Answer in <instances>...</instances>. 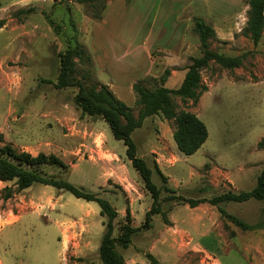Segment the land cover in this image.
Here are the masks:
<instances>
[{
    "label": "rangeland",
    "instance_id": "obj_1",
    "mask_svg": "<svg viewBox=\"0 0 264 264\" xmlns=\"http://www.w3.org/2000/svg\"><path fill=\"white\" fill-rule=\"evenodd\" d=\"M240 5L241 0H109L97 19L88 4L0 0V20H6L0 29V146L3 136L13 137L19 151L22 143L49 140L45 153L70 166L52 172L118 210L115 236L129 212L133 226H142L152 196L130 164L124 141L101 117L82 114L74 102L76 87H56L59 55L69 46L85 45L93 63H79L80 72L90 69L89 83L108 85L138 115L133 84L159 78L168 68L165 85L178 88L189 57L201 54L195 48V18L212 21L211 12L230 16ZM247 18L237 19L238 29ZM152 21L155 36L147 38ZM236 38L235 43L215 39L211 47L232 56L247 53L241 67L212 63L202 71L208 90L197 102L175 98L179 110L196 113L208 128V139L196 153L179 151L174 121L161 115L133 132L138 154L162 190L163 214L153 216L150 229L137 231L127 249L118 246L126 264H150L148 253L168 264H208L217 257L223 264H264V228L244 231L218 206L191 208L164 190L169 186L176 196L210 199L252 189L264 169V148L258 147L264 142V34L257 45L242 35ZM109 152L122 161L106 164L113 160ZM123 162L128 169L120 166ZM12 184L0 182V264H104L99 248L107 218L97 202L39 183L5 199L4 187ZM220 206L250 224L264 222V201Z\"/></svg>",
    "mask_w": 264,
    "mask_h": 264
},
{
    "label": "trees",
    "instance_id": "obj_2",
    "mask_svg": "<svg viewBox=\"0 0 264 264\" xmlns=\"http://www.w3.org/2000/svg\"><path fill=\"white\" fill-rule=\"evenodd\" d=\"M67 1L88 4L92 7L93 16L101 19L109 0ZM246 2L249 5L248 19L242 35L250 38L257 45L264 34V0H246ZM194 21L193 31L198 36L201 54L189 58L191 62L187 66L185 77L178 88H169L165 85L171 74V70L168 68L159 78L148 77L134 83L132 89L136 95V105L139 107L138 115H135L133 108L118 98L108 85L89 83L88 80L92 74L90 69H85L83 73L80 72L79 63L88 62L90 66L93 63V58L85 45L69 46L59 55L60 67L56 87L59 89L76 87L74 102L82 114L101 117L109 124L114 137L124 141L127 158L141 176L144 188L152 196L153 203L146 213L142 226H133L129 212L125 221L119 224V234L115 236V221L119 217V212L112 203L98 194L86 191L71 183L66 178L57 176L51 170L58 168L67 171L70 167L69 164L55 153L40 152L34 155L28 151H19L12 143H4L1 136L3 145L0 146V181L13 182L11 186L4 187V198L9 199L15 192L23 191L39 183L68 191L75 197L86 201L97 202L101 207V215L107 218L106 230L99 248L100 258L104 264H126L123 255L118 251V246L127 249L137 231L150 229L153 216L163 214L160 206L162 190L153 181V169L143 157L139 156L137 145L132 137L133 132L142 127L147 118L161 115L165 119L174 121L173 137L179 151L185 155L196 153L208 139V128L196 113L184 109L179 110L175 98L197 102L201 95L208 90V86L203 83L202 71L204 69L209 68L212 63L225 69L239 68L247 57V53L232 56L212 49L211 43L217 39L214 27L201 17H196ZM5 24L6 20L1 19L0 29ZM150 82L153 85H150ZM258 147L263 149L264 142L260 141ZM155 169L161 179L167 182L168 178L158 164L155 165ZM164 190L173 193L171 198H178L191 208L202 203L218 206L224 217L244 231L264 228V222L257 225L250 224L220 206L222 203H242L251 199L264 201V169L252 189L240 192L228 191L210 199L176 196L174 195L175 190L169 186H165ZM147 258L150 264H168L160 262L152 253H148Z\"/></svg>",
    "mask_w": 264,
    "mask_h": 264
},
{
    "label": "crops",
    "instance_id": "obj_3",
    "mask_svg": "<svg viewBox=\"0 0 264 264\" xmlns=\"http://www.w3.org/2000/svg\"><path fill=\"white\" fill-rule=\"evenodd\" d=\"M248 10H249V5L247 4V2L244 1V0H241L240 7L238 9H236L235 11H233V13L230 16H225V15L218 14L216 12H211V13H208V15H209L208 18H212L213 19L212 21L206 20L204 18L203 19L208 24H210L212 27H214V29L216 31V34H217V40L218 41H223L222 43H224V42H234L235 43V41L238 40L236 38V36H239V35L241 36L242 35V31L245 28L246 23H247V22H245V24H243V25L241 24L242 25L241 26L242 29H240V28L238 29L237 27H238L239 24H238V20L237 19H239L241 16H244V17L247 16L248 17ZM154 26H155V22L152 21V23H151V29L147 33V38L149 36H155V32L156 31H155V27ZM242 37L247 38L244 35H242ZM238 38H240V37H238ZM196 45L197 46L195 48L196 49H199L200 44H199V42H197V40H196ZM180 72H182V70ZM186 72H187V70H185V72H183V76L184 77H185ZM182 81H183V79H182ZM15 112L16 111H13L12 115H14ZM20 118L21 117H19V116H16L15 117V119H20ZM8 128L10 129V126H8ZM25 130L23 128V131H25ZM26 135H33V134L32 133L31 134L28 133ZM3 138H4V140L7 143H12L14 146H19V144L15 143L16 141H15V139H13V137L11 139H8V138H6V136H3ZM49 142H50L49 140H46L45 141L43 138H40L35 143H22L21 145H24V149H23L24 151H28V152H30V153L33 154V151L34 150H38V152H37V154H38L40 152H47V148L46 147L49 145ZM109 154L111 155V157H112L113 160L110 161V162H106L105 161L106 164L107 163L110 164L113 161L118 162V163H120V161H122L120 158H118L117 156H115L111 152H109ZM130 164H131V162H130ZM120 166H124V167L127 168V166H126L125 163L123 165H120ZM129 176H130V174H129ZM110 177H112V176H110ZM0 182L1 183H4L5 185H6V183H8V182H2V181H0ZM208 264H223V263H222L221 259L219 257H217L216 259L213 260L212 263L210 262Z\"/></svg>",
    "mask_w": 264,
    "mask_h": 264
},
{
    "label": "built area",
    "instance_id": "obj_4",
    "mask_svg": "<svg viewBox=\"0 0 264 264\" xmlns=\"http://www.w3.org/2000/svg\"><path fill=\"white\" fill-rule=\"evenodd\" d=\"M52 1H54V0H52Z\"/></svg>",
    "mask_w": 264,
    "mask_h": 264
}]
</instances>
